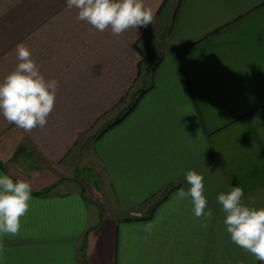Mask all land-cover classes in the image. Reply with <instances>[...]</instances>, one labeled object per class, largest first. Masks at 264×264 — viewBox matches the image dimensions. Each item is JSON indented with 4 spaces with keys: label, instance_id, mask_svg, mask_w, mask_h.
I'll use <instances>...</instances> for the list:
<instances>
[{
    "label": "crops",
    "instance_id": "crops-1",
    "mask_svg": "<svg viewBox=\"0 0 264 264\" xmlns=\"http://www.w3.org/2000/svg\"><path fill=\"white\" fill-rule=\"evenodd\" d=\"M144 3L152 25L117 36L66 0H0V82L21 42L58 81L43 129L0 113V175L33 197L19 233L0 234V264H264L231 241L217 202L240 186L264 207V0ZM188 170L210 221L177 195Z\"/></svg>",
    "mask_w": 264,
    "mask_h": 264
},
{
    "label": "clouds",
    "instance_id": "clouds-1",
    "mask_svg": "<svg viewBox=\"0 0 264 264\" xmlns=\"http://www.w3.org/2000/svg\"><path fill=\"white\" fill-rule=\"evenodd\" d=\"M66 5L68 9L78 10V20L88 22L100 32L110 28L117 36L130 28L136 30L152 25L155 16V9L145 6L144 0H66ZM15 52L18 61L15 69L0 82V113L26 132L36 127L43 129L54 108L58 81L45 79L23 42L16 45ZM185 179L189 188L187 191L179 189L178 197L190 198L193 214L210 221L212 211L207 208L204 196V177L195 170H188ZM244 195L240 186L218 194L217 202L225 213L223 223L232 242L256 260L264 261V207L249 206L254 203L252 198L246 205ZM32 198L28 181H14L7 174L0 175V234L19 233L20 219L29 211Z\"/></svg>",
    "mask_w": 264,
    "mask_h": 264
},
{
    "label": "rangeland",
    "instance_id": "rangeland-1",
    "mask_svg": "<svg viewBox=\"0 0 264 264\" xmlns=\"http://www.w3.org/2000/svg\"><path fill=\"white\" fill-rule=\"evenodd\" d=\"M173 0H171V2H172ZM148 57H147V59L145 60V61H143L144 62V65H143V67H142V71L144 72V73H146L147 71L146 70H148L149 68H151L153 65H152V63L154 62H152V60H150V58H151V54H146ZM157 59V57H155V62L157 61L156 60ZM154 64V63H153ZM152 65V66H151ZM130 99H132V96L129 98V99H127V101H125L124 102V104H122V106L118 109V110H116V111H114L111 115H115L116 113H118V112H120V111H122L123 109H124V106H125V104L126 103H128L129 101H130ZM108 118H110V117H108ZM108 118H106L105 120H103L102 122H104V121H106ZM99 130V128L97 127V128H95L94 130H92L91 131V133L88 135H86V136H83V138L81 139L82 140V142L84 141V142H86V141H88V139L89 138H94V137H96V134H97V131Z\"/></svg>",
    "mask_w": 264,
    "mask_h": 264
},
{
    "label": "trees",
    "instance_id": "trees-1",
    "mask_svg": "<svg viewBox=\"0 0 264 264\" xmlns=\"http://www.w3.org/2000/svg\"><path fill=\"white\" fill-rule=\"evenodd\" d=\"M145 93V90L144 89H140L139 91H136L132 97V101H131V104L128 105L127 109L122 112L119 116H117L113 122H111L107 127H106V130L108 128H110L111 126L121 122L125 117L126 115L132 111L134 109V107L136 106V104L138 103L139 99L141 98V96Z\"/></svg>",
    "mask_w": 264,
    "mask_h": 264
}]
</instances>
